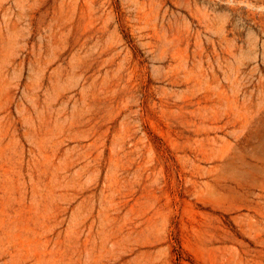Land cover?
<instances>
[{
  "label": "rangeland",
  "instance_id": "rangeland-1",
  "mask_svg": "<svg viewBox=\"0 0 264 264\" xmlns=\"http://www.w3.org/2000/svg\"><path fill=\"white\" fill-rule=\"evenodd\" d=\"M0 264H264V0H0Z\"/></svg>",
  "mask_w": 264,
  "mask_h": 264
}]
</instances>
